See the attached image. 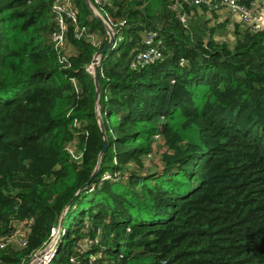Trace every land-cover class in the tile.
Wrapping results in <instances>:
<instances>
[{
	"label": "trees",
	"instance_id": "1",
	"mask_svg": "<svg viewBox=\"0 0 264 264\" xmlns=\"http://www.w3.org/2000/svg\"><path fill=\"white\" fill-rule=\"evenodd\" d=\"M55 2L0 0V237L23 223L27 239L0 249L1 264L30 261L69 209L49 264H264V27L236 24L232 42L214 36L220 21L197 28L207 6H185L187 28L170 0H110L98 115L88 67L109 27L73 0L65 55ZM150 30L163 58L134 68ZM157 136L165 149L145 172Z\"/></svg>",
	"mask_w": 264,
	"mask_h": 264
},
{
	"label": "built area",
	"instance_id": "2",
	"mask_svg": "<svg viewBox=\"0 0 264 264\" xmlns=\"http://www.w3.org/2000/svg\"><path fill=\"white\" fill-rule=\"evenodd\" d=\"M110 0H93V8L95 12L103 18L105 12V6ZM207 6L209 9L220 10L226 9L233 17H237L242 24L247 27H251L252 30H261L264 27V9L259 4L256 5V0H251L249 4L245 0H170L169 7L178 12V18L184 24L188 25V16L184 11L185 6ZM53 9L58 14L57 23L58 29L52 34V41L56 48L59 50L65 45L67 39V32L69 29L68 19L75 21L77 19L78 10L73 5L72 0H56ZM108 27L112 30V25L107 22ZM114 31V30H112ZM94 45H99L100 40L96 33H84ZM84 34L78 33V37H82ZM143 47L137 51L134 55V59L131 63L132 67L139 68L146 65L155 63L163 58V46L164 42L162 37L157 31L150 30L146 33L143 39ZM183 63V62H182ZM100 64V58L98 61ZM88 71L93 73V62L88 67ZM111 178L112 176L106 174L104 178ZM118 178V177H117ZM63 235L62 224H57L52 227V234L50 240L45 243V246L34 253L30 259L29 264H49L56 256L58 246L61 242ZM97 240L85 239L79 245L82 247H88L95 244ZM27 244L26 239V226L21 223L12 235L0 237V249H6L9 246L19 245L17 248L24 247ZM43 251V253H42ZM1 264V262H0Z\"/></svg>",
	"mask_w": 264,
	"mask_h": 264
},
{
	"label": "rangeland",
	"instance_id": "3",
	"mask_svg": "<svg viewBox=\"0 0 264 264\" xmlns=\"http://www.w3.org/2000/svg\"><path fill=\"white\" fill-rule=\"evenodd\" d=\"M73 1V0H72ZM90 7L92 8L93 10V13L96 14L97 16H99L96 12H95V9L93 8V0H87ZM264 9V0H256V5H258ZM211 9H208V11H206L205 13H200V16H202V21L201 19L198 18V20L196 21L195 25L197 26V28H201V27H204V28H207L210 29L211 26L214 25L215 21H217L219 18H222V19H219L218 21H220L221 23H224V27L223 28H218V32H216L217 34L214 35V36H217L218 38H222V39H229L233 42L234 40V27H235V22L234 20L232 19V15L224 8H221L220 10H215V11H220V16L217 15L216 13H213V11H210ZM213 13V15H212ZM217 15V16H216ZM209 20V22L207 23L206 21ZM190 25V26H189ZM188 26L191 28V20L189 19V22H188ZM187 26V28H188ZM59 51H64V54L65 55H69L71 53V47L68 46V40L66 39V42H65V45L63 47H61L59 49ZM104 103V102H103ZM105 104V103H104ZM100 106L98 107V111L100 113ZM163 139L161 140V137H158L157 136V140L155 142V151H154V154L150 155V156H147L145 159H144V164H145V172L146 171H149V172H152L154 170H156L155 168L159 167L158 163H160V160H161V153L162 151L165 149L164 147V144H163ZM70 151H74V147L72 146L70 148ZM76 158V156H75ZM133 168V164L129 165V169H132ZM121 182H124V180L120 179ZM95 197V191H92V192H88V194H86L85 198H84V201L82 203L79 204V208L78 210L80 209H83L85 208L90 200ZM76 210V212L78 211ZM75 214V211H69L67 212V215H66V219L63 223V227L67 228L69 226V223H70V219L72 218V216ZM64 234V233H63ZM63 237V235H62ZM19 247V245H14V248H17ZM88 249V248H87ZM30 261H28L26 264H29Z\"/></svg>",
	"mask_w": 264,
	"mask_h": 264
},
{
	"label": "water",
	"instance_id": "4",
	"mask_svg": "<svg viewBox=\"0 0 264 264\" xmlns=\"http://www.w3.org/2000/svg\"><path fill=\"white\" fill-rule=\"evenodd\" d=\"M100 20H102L104 22L105 25H107V23L103 20V18L101 16H99ZM109 34H110V40L109 43L101 50H99L94 59H93V64H94V73H95V82H96V86H97V113L98 115H100L99 111H98V107L100 106V86H99V81H98V61H99V57L103 54H105L106 52H108L112 45L114 44L115 40H116V35L113 33V31L109 28ZM101 127H102V131L106 137V131H105V126L103 124V122H101ZM108 146V141L107 138H105V142H104V148L100 153V156L106 151ZM98 174V171L96 170L93 175L91 176L90 180H93V178ZM90 182L86 183L83 187L80 188V190L76 193V195L74 196V198L68 203L67 208H69L73 202L75 201V199H77L79 197V195L89 186ZM63 217L60 221V224H63ZM43 253V251H42Z\"/></svg>",
	"mask_w": 264,
	"mask_h": 264
},
{
	"label": "crops",
	"instance_id": "5",
	"mask_svg": "<svg viewBox=\"0 0 264 264\" xmlns=\"http://www.w3.org/2000/svg\"><path fill=\"white\" fill-rule=\"evenodd\" d=\"M214 13H216L217 15L220 16V13H221V12H220V11H215ZM212 15H213V13H212ZM217 15H216V16H217ZM231 17H232V19L234 20L235 24H242V22H240V20H239L237 17H233V16H231ZM219 19H222V18H219ZM219 19H218V20H219ZM218 20H217V21H218Z\"/></svg>",
	"mask_w": 264,
	"mask_h": 264
},
{
	"label": "clouds",
	"instance_id": "6",
	"mask_svg": "<svg viewBox=\"0 0 264 264\" xmlns=\"http://www.w3.org/2000/svg\"><path fill=\"white\" fill-rule=\"evenodd\" d=\"M64 222V221H63ZM59 224H60V222H59ZM62 226H63V224H62ZM63 233H64V227H63Z\"/></svg>",
	"mask_w": 264,
	"mask_h": 264
}]
</instances>
